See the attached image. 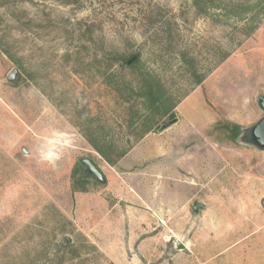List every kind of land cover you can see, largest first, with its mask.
I'll return each instance as SVG.
<instances>
[{
  "label": "rangeland",
  "instance_id": "obj_1",
  "mask_svg": "<svg viewBox=\"0 0 264 264\" xmlns=\"http://www.w3.org/2000/svg\"><path fill=\"white\" fill-rule=\"evenodd\" d=\"M262 87L264 0H0V264H264Z\"/></svg>",
  "mask_w": 264,
  "mask_h": 264
},
{
  "label": "trees",
  "instance_id": "obj_2",
  "mask_svg": "<svg viewBox=\"0 0 264 264\" xmlns=\"http://www.w3.org/2000/svg\"><path fill=\"white\" fill-rule=\"evenodd\" d=\"M191 1L194 7L197 9V11L203 12V13L206 12L207 8H209L214 3V0H191ZM133 56H135L134 59L130 63H128V60ZM120 60L125 65L134 67L140 63L141 56L139 53H135L127 57L120 56ZM141 78H142L141 88L143 90L142 95L148 98L150 101H152V103L158 102L159 103L158 109L162 111V115H165L170 108L167 106L166 99L162 97V92L160 90V87L158 86V83L155 82V80H153L149 75H146V74L143 75ZM174 117H176L174 113L170 112L168 114L169 119H172ZM240 128H241L240 124L229 121V120H224V121L216 122L213 126V131L218 133L217 134L218 138L222 137L226 141L228 140L229 142L236 143V138H237V135L239 134ZM97 151L102 156L106 155L104 150L97 148ZM77 168L78 167L74 166L70 172L72 186L74 189L86 191L87 185H88L87 184L88 182H86L87 178L84 175H81L78 171L79 168L78 169ZM96 184L98 185L100 183L94 181V185Z\"/></svg>",
  "mask_w": 264,
  "mask_h": 264
},
{
  "label": "water",
  "instance_id": "obj_3",
  "mask_svg": "<svg viewBox=\"0 0 264 264\" xmlns=\"http://www.w3.org/2000/svg\"><path fill=\"white\" fill-rule=\"evenodd\" d=\"M135 56L128 60L130 63ZM21 74L17 69H13L6 77L9 82H18ZM254 102L257 108L261 111V115L251 124L241 126L239 134L236 138V143L249 147L255 152L264 153V87L255 93ZM177 121L174 117L165 121L158 128L159 131L169 127ZM79 166L83 169V174L86 177L92 178L94 181L103 184L105 177L98 166L90 158H80L78 160ZM204 207L203 203H196L193 205V211ZM177 247L183 249L184 245L177 242Z\"/></svg>",
  "mask_w": 264,
  "mask_h": 264
},
{
  "label": "flooded vegetation",
  "instance_id": "obj_4",
  "mask_svg": "<svg viewBox=\"0 0 264 264\" xmlns=\"http://www.w3.org/2000/svg\"><path fill=\"white\" fill-rule=\"evenodd\" d=\"M221 138H222V137H221ZM222 139H223V138H222ZM223 140H224V139H223ZM224 141H226V140H224ZM227 141H228V140H227ZM228 142H229V141H228ZM231 143H232V142H231ZM78 168H79V172H80V174H81V175H84V174H83V169H82L79 165H78Z\"/></svg>",
  "mask_w": 264,
  "mask_h": 264
}]
</instances>
